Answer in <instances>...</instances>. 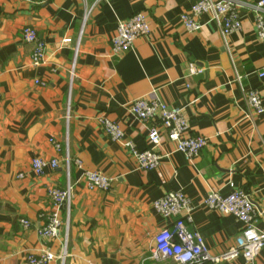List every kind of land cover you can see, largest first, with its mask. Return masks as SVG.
<instances>
[{"label": "crops", "instance_id": "crops-1", "mask_svg": "<svg viewBox=\"0 0 264 264\" xmlns=\"http://www.w3.org/2000/svg\"><path fill=\"white\" fill-rule=\"evenodd\" d=\"M197 1L0 0V264H28L30 254L44 251L57 257L51 264H177L152 259L154 237L171 225L153 204L171 192L190 200L187 227L201 235L210 256L227 257L239 248L243 225L203 202L212 191L228 195L230 184L250 196L264 232V114L253 113L239 85L241 79L264 105V78L258 77L264 43L248 6L257 0H237L246 6L228 47L209 16L198 32L183 27L181 14ZM138 13L148 19L149 37L115 55L118 23ZM25 28L45 45L39 67L22 39ZM151 95L183 109L191 134L208 140L193 162L160 128L161 165L141 171L131 152L104 133L101 116L145 151L152 123L138 120L129 107ZM34 158L57 160L58 168L37 176ZM89 171L111 179V187L89 190L83 178ZM68 188L73 201L69 214L60 210L59 236L41 239L37 231L53 212L49 190ZM22 219L31 223L28 229ZM263 263L264 250L254 264Z\"/></svg>", "mask_w": 264, "mask_h": 264}, {"label": "built area", "instance_id": "built-area-1", "mask_svg": "<svg viewBox=\"0 0 264 264\" xmlns=\"http://www.w3.org/2000/svg\"><path fill=\"white\" fill-rule=\"evenodd\" d=\"M34 4H45L51 0H27ZM246 6L237 0H198L192 4L188 11L180 16V22L189 32H198L203 26L202 17L209 16L215 23L223 37L225 46L228 47V38L241 30L239 11ZM255 14V27L258 39L264 43V0H257L254 5H248ZM151 33L148 19L141 13L133 15L126 21L118 23L116 33L112 39V51L115 55L128 52L134 43L140 39L149 37ZM25 43L33 47L32 63L39 67L45 63V45L40 40L36 31L25 28L22 33ZM65 41V43H68ZM258 77L264 78V69L258 73ZM37 84H42L36 82ZM239 85L249 108L256 115L264 114V105L260 95L251 89L245 88L241 79ZM130 112L138 120L148 125L149 146L145 151H139L131 143L125 140V134L120 125L109 120L105 116L98 118L100 126L111 141L120 143L127 148L141 171H154L159 168L162 156L158 149L162 144L160 128L167 131L168 139L176 144V150L183 153L189 162L197 159L208 146L205 137L191 134L190 126L184 117L183 109L169 107L158 98L144 97L130 104ZM157 121V123H156ZM69 162V159H67ZM32 170L37 176H41L47 168H58L57 160L46 161L41 158L32 160ZM81 166L80 162H77ZM87 188L91 191L108 190L112 180L97 172H85L83 176ZM230 193L222 195L219 191H212L203 202L204 207L223 216L232 217L243 225V233L239 239V248L230 251V255L224 258L211 257L205 241L197 232L190 231L187 222H192V207L190 200L182 192H171L153 204L157 214L171 221L170 227L164 229L154 237V252L152 259L172 260L177 264H223L229 259L241 257L243 264H254L257 257L264 250V232L258 229V213L250 196L234 184L229 185ZM49 196L52 199L53 212L47 216V224L38 229L41 239L50 240L59 236L63 221L60 210L65 209L70 213L73 194L71 188L66 190L51 189ZM20 224L28 229L31 223L25 219ZM67 256V250L63 249L60 257L62 261ZM57 257L44 251L39 255L30 254L28 264H51ZM264 264V263H263Z\"/></svg>", "mask_w": 264, "mask_h": 264}]
</instances>
